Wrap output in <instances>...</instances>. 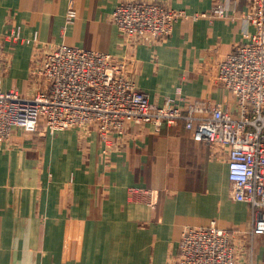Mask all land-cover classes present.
Instances as JSON below:
<instances>
[{"label":"crops","instance_id":"1","mask_svg":"<svg viewBox=\"0 0 264 264\" xmlns=\"http://www.w3.org/2000/svg\"><path fill=\"white\" fill-rule=\"evenodd\" d=\"M122 1L0 0L1 34L20 28L23 37L39 36L6 43L3 87L34 95L44 81L33 64L67 44L124 60L151 103L186 109L204 102L238 115L216 74L255 31L249 0H154L189 15L162 42L122 34L113 19ZM220 148L197 139L183 120L159 130L129 123L107 142L94 129L14 128L0 143V264H177L183 231L212 221L231 231L243 261L264 264V235L248 234L253 212L232 199L229 157Z\"/></svg>","mask_w":264,"mask_h":264},{"label":"built area","instance_id":"2","mask_svg":"<svg viewBox=\"0 0 264 264\" xmlns=\"http://www.w3.org/2000/svg\"><path fill=\"white\" fill-rule=\"evenodd\" d=\"M249 2L255 31L220 62L216 74L236 99L238 115L204 102L189 103L186 109L172 102L151 103L127 76L124 60L61 44L33 64L32 74L44 81L34 95L5 89L0 78V143L16 127L29 133L42 127L52 135L72 128L94 129L107 142L124 135L129 123L151 124L159 130L163 124L183 120L217 153L219 147L226 150L230 195L251 206L253 226L248 234L264 235V0ZM187 17L154 0H124L113 13L123 35L154 42L169 38L175 23ZM38 39V33L23 37L20 28L0 33V54L6 43L33 44ZM239 248L231 231L216 221L206 227L190 226L183 231L177 264H252L238 256Z\"/></svg>","mask_w":264,"mask_h":264}]
</instances>
